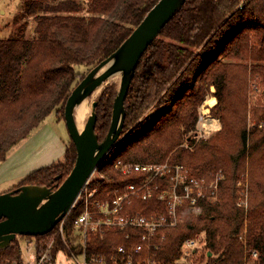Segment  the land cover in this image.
I'll return each mask as SVG.
<instances>
[{"label":"trees","instance_id":"trees-1","mask_svg":"<svg viewBox=\"0 0 264 264\" xmlns=\"http://www.w3.org/2000/svg\"><path fill=\"white\" fill-rule=\"evenodd\" d=\"M159 1L23 0V13L36 20L35 36L23 37V24L18 33L0 38V162L50 114L64 120L73 89L122 45ZM255 80L263 86V100L250 108ZM211 87L218 99L211 114L222 128L195 142L198 107ZM117 93L116 87H107L98 100L95 131L100 141L109 132ZM125 108L124 137L87 186L96 190L91 208L146 178L139 172L122 174L115 168L118 160L168 161L210 181L220 173L214 202L200 199L202 210L196 212L184 201L178 208L179 223L165 230L156 258L178 260L185 241L202 234L203 249L193 264H264V0H186L140 59ZM70 141L62 159L30 172L18 186L56 189L76 162L77 150ZM185 142L194 144L193 149L183 146ZM156 183L153 198L135 196L123 213L167 214V202L158 193L170 179L158 177ZM243 184L249 191L247 205H239ZM85 198L83 193L64 223L65 240L60 223L46 235L22 236L35 241L39 257L51 243L52 264L62 251H80L75 220L85 209ZM140 232L128 227L92 233L87 256L110 255L117 246L137 241ZM22 251L14 240L0 250V264H23Z\"/></svg>","mask_w":264,"mask_h":264},{"label":"water","instance_id":"water-1","mask_svg":"<svg viewBox=\"0 0 264 264\" xmlns=\"http://www.w3.org/2000/svg\"><path fill=\"white\" fill-rule=\"evenodd\" d=\"M185 3L186 0H160L122 45L90 70L73 89L66 102L64 120L77 150L75 165L65 180L56 184V189L23 185L0 193V250L19 236L50 233L70 214L100 163L124 137L125 101L140 59ZM117 73L122 77L114 99L111 125L106 138L100 141L95 131L98 101L93 102L92 112L82 130L77 126L75 111Z\"/></svg>","mask_w":264,"mask_h":264},{"label":"built area","instance_id":"built-area-1","mask_svg":"<svg viewBox=\"0 0 264 264\" xmlns=\"http://www.w3.org/2000/svg\"><path fill=\"white\" fill-rule=\"evenodd\" d=\"M222 128L218 118L209 116L208 112L202 114L199 118L196 137H209L214 132ZM122 174L139 172L146 175V178L140 184H130L124 190L116 191L111 200L98 201L95 203L96 209L90 206L96 190L89 191V182L83 188L85 193V209L82 214L75 220V245L80 246L79 252H72L71 255H65L73 264H193L197 249L201 248L204 236L198 235L195 238L185 241L182 247V257L174 262L161 261L156 258V253L160 243L165 240V230L173 228L179 223L178 208L188 200L196 212L202 210L199 204L200 199L211 200L216 198L219 190V181L221 179L218 173L215 179L211 181L206 177L191 176L183 165L148 164L136 163L131 161L118 160L115 164ZM158 177L169 178L170 185L158 193V199L167 202V214L146 216L141 213L124 214L123 210L126 203L130 202L135 196L148 200L156 195L159 185L156 183ZM242 183H239L241 186ZM244 193L240 197L239 205L247 203V190L241 189ZM241 192V193H242ZM80 195V197H81ZM79 197V198H80ZM68 217V216H67ZM60 222L59 232L65 240L64 223L67 219ZM132 227L141 232L138 240L131 242L129 245H119L110 255L98 254L91 258L87 256V244L92 233L103 235L107 230L125 229ZM132 236H127L130 239ZM27 257L25 264H46L51 261V252H44L38 256L34 251V246H27ZM257 252L253 257H257Z\"/></svg>","mask_w":264,"mask_h":264},{"label":"rangeland","instance_id":"rangeland-1","mask_svg":"<svg viewBox=\"0 0 264 264\" xmlns=\"http://www.w3.org/2000/svg\"><path fill=\"white\" fill-rule=\"evenodd\" d=\"M23 0H0V38H8L9 36L18 33L21 29L23 24H26V31L23 37L30 39L35 36V27H36V20L34 17H27L23 13L22 8ZM83 73H88L87 70H82ZM121 74H116V77H110L108 81L101 86V90L99 93L92 95L88 98V106H87V118L90 116L92 112V105L94 101H98L100 98L101 93L107 87H116L119 89L120 82H121ZM216 88L211 87L210 91L206 94L205 99L203 100L202 104L198 107L199 111V118L202 114L208 112L209 116H213L211 114V109L217 104L218 99L216 97ZM263 86L259 83V81L255 80L251 83V91H250V103L249 107L254 108L259 102L263 100ZM212 98L216 99L215 104L208 105V101ZM209 99V100H208ZM250 115V114H249ZM215 117V116H213ZM198 118V122H199ZM217 118V117H215ZM197 122V127H198ZM86 123V122H85ZM251 124V123H250ZM197 131V128H196ZM209 137L199 138L196 137V132H194L195 142H199L201 140H207ZM192 138V136H191ZM71 137L66 125L65 120L58 121L57 117L54 113L50 114L48 118L43 122V124L34 130L30 137L26 140H23L19 145L14 147L8 154L7 161L0 162V193H3L7 190L14 189L19 185L20 179L30 172L50 165L54 161H58L63 158L64 156V148L70 144ZM25 143V146L23 144ZM186 145V146H185ZM185 147H189L193 149L194 144L190 145L188 142L183 144ZM136 163H144L139 161H133ZM168 162V161H167ZM166 163V162H165ZM169 163V162H168ZM148 164H164V163H149ZM116 168V166H115ZM96 174L94 173L92 178H95ZM247 177L249 174L247 173ZM241 185V184H240ZM242 188H246L247 193L249 195L248 186L243 184ZM242 190L239 191V196L243 197L244 193ZM216 198H213L212 202H214ZM240 200V199H239ZM247 205V203H245ZM73 235V233H72ZM20 246H22V261L23 264L26 263L27 246H34L35 250V241L31 239L23 238L19 236L16 239ZM27 241V242H26ZM52 247L53 243L49 245V251L52 255ZM203 248H199V253L195 256V261L198 262L199 254ZM48 250V249H47ZM47 250L45 252H47ZM66 252L62 251L58 254L56 261L53 264H73L69 258H66ZM202 255V254H201ZM53 259L47 262L46 264H52ZM17 264V263H16Z\"/></svg>","mask_w":264,"mask_h":264},{"label":"bare ground","instance_id":"bare-ground-1","mask_svg":"<svg viewBox=\"0 0 264 264\" xmlns=\"http://www.w3.org/2000/svg\"><path fill=\"white\" fill-rule=\"evenodd\" d=\"M111 77H116V74ZM101 89H102L101 87L97 89L93 95L99 93ZM215 102H216V99L212 98L208 101V105H213L215 104ZM87 106H88V98L85 101H83V103L79 105L75 111V119H76V123H77L79 130H82L85 126V122L87 118Z\"/></svg>","mask_w":264,"mask_h":264},{"label":"crops","instance_id":"crops-1","mask_svg":"<svg viewBox=\"0 0 264 264\" xmlns=\"http://www.w3.org/2000/svg\"><path fill=\"white\" fill-rule=\"evenodd\" d=\"M24 146H25V143L23 144V146H22L21 148H23ZM65 151H66V147L64 148V153H65ZM6 161H7V159H6ZM6 161H5V162H6ZM54 162H55V161H54ZM50 164H52V163H50ZM24 177H25V176H24ZM24 177H23V178H24ZM23 178H22V179H23ZM20 181H22V180L20 179ZM20 181H19V182H20ZM7 191H9V190H7ZM7 191H5V192H7Z\"/></svg>","mask_w":264,"mask_h":264},{"label":"flooded vegetation","instance_id":"flooded-vegetation-1","mask_svg":"<svg viewBox=\"0 0 264 264\" xmlns=\"http://www.w3.org/2000/svg\"><path fill=\"white\" fill-rule=\"evenodd\" d=\"M19 186H17L16 188H18ZM16 188H14V189H16ZM13 188L12 189H10L9 191H11V190H14Z\"/></svg>","mask_w":264,"mask_h":264}]
</instances>
